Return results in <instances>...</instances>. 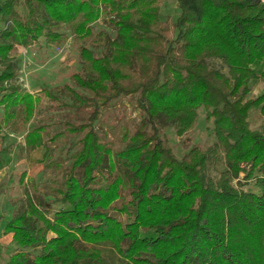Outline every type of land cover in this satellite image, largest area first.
<instances>
[{
    "label": "trees",
    "instance_id": "16d2710c",
    "mask_svg": "<svg viewBox=\"0 0 264 264\" xmlns=\"http://www.w3.org/2000/svg\"><path fill=\"white\" fill-rule=\"evenodd\" d=\"M175 1L172 21L163 0H0V172L3 135H23L50 174L32 193L63 206L22 200L0 216L5 264H264V127L248 120L264 115V90L250 98L264 79V2ZM100 21L114 37L94 31ZM64 31L81 71L39 91L61 120L30 126L41 99L15 82L19 50L57 47ZM125 98L139 121L116 141L94 124ZM200 110L215 143L178 160L163 131L183 137Z\"/></svg>",
    "mask_w": 264,
    "mask_h": 264
},
{
    "label": "rangeland",
    "instance_id": "374dc122",
    "mask_svg": "<svg viewBox=\"0 0 264 264\" xmlns=\"http://www.w3.org/2000/svg\"><path fill=\"white\" fill-rule=\"evenodd\" d=\"M264 2V0H263ZM178 9L175 0H163L161 7V17L163 20L174 21L178 15ZM94 31L104 30L109 36L114 37V30L102 21L96 23ZM66 39L57 47L48 46L43 40L29 49H20L17 58V77L16 84L25 92L39 96L41 99L37 108V114L31 121L30 126L43 119L44 123H48L47 117H56L61 120L60 115L64 110L56 107L54 104L46 100L39 91L44 88L60 87L69 83L70 77L81 71V65L78 57L77 46L72 44L69 32H63ZM211 67H218L219 62L215 60L208 61ZM258 73L264 72V64L257 69ZM264 79L261 78L251 85L250 98H255L263 93ZM1 112V111H0ZM139 112L136 108L135 100L121 99L116 103L114 108L109 110H101L98 120L94 124V128L101 134L114 140H119L124 126L134 127L139 121ZM120 118V119H119ZM249 123L251 129L258 130L264 127V115L258 110H252L249 115ZM163 135L168 140L175 157L180 160L189 150L196 147L204 149L215 143L212 132V126L205 122L204 112L198 113L195 128L183 137L175 135L173 130L166 129ZM58 152L56 158H63L65 150L61 149L65 144H51ZM66 148V146H65ZM1 156L4 168L0 172V216L9 219L11 212L17 210L22 200H26L36 207H46L51 212L60 210L62 205L54 202L52 198L44 195H35L32 193L31 184L37 188L40 194L43 193L42 185L50 180V174L40 162L43 148L33 153L25 151L23 135L4 134L1 145ZM224 169L223 162L216 167L209 168V175L213 179H217L218 173ZM249 187L244 186L243 190ZM2 226H0V246L3 255L0 264H5L11 250V237L2 236Z\"/></svg>",
    "mask_w": 264,
    "mask_h": 264
}]
</instances>
